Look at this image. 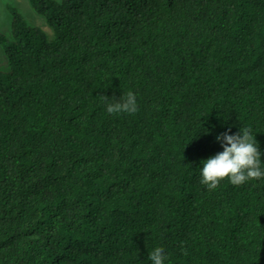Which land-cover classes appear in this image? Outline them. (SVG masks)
<instances>
[{"label":"trees","instance_id":"16d2710c","mask_svg":"<svg viewBox=\"0 0 264 264\" xmlns=\"http://www.w3.org/2000/svg\"><path fill=\"white\" fill-rule=\"evenodd\" d=\"M0 32V264H264V178L202 162L248 127L264 170V0H30ZM137 98L109 114L104 96Z\"/></svg>","mask_w":264,"mask_h":264},{"label":"clouds","instance_id":"9594fccd","mask_svg":"<svg viewBox=\"0 0 264 264\" xmlns=\"http://www.w3.org/2000/svg\"><path fill=\"white\" fill-rule=\"evenodd\" d=\"M106 110L109 114H135L138 111L136 95L129 91L119 99L104 96ZM221 142L222 152L202 162L200 183L209 190H215L220 182L227 179L232 185L240 186L250 180L264 178L261 168V152L255 137L248 127L235 134L225 132L217 136ZM151 264H164V249L156 247L149 253Z\"/></svg>","mask_w":264,"mask_h":264},{"label":"rangeland","instance_id":"374dc122","mask_svg":"<svg viewBox=\"0 0 264 264\" xmlns=\"http://www.w3.org/2000/svg\"><path fill=\"white\" fill-rule=\"evenodd\" d=\"M9 6L16 8L21 13L24 19L29 25L38 26L42 28L47 38L51 39L53 36V30L48 25L45 16L36 12L32 6L30 0H0V32L9 35L10 23H11V11ZM0 68L7 70L9 68V61L4 53L3 48L0 45Z\"/></svg>","mask_w":264,"mask_h":264}]
</instances>
